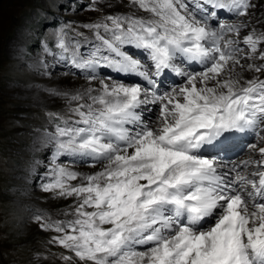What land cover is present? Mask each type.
I'll return each mask as SVG.
<instances>
[{"label": "snow or ice", "instance_id": "snow-or-ice-1", "mask_svg": "<svg viewBox=\"0 0 264 264\" xmlns=\"http://www.w3.org/2000/svg\"><path fill=\"white\" fill-rule=\"evenodd\" d=\"M28 39L20 60L56 85L37 90L29 178L65 202L32 211L49 251L29 264L52 247L61 264H264V0H49Z\"/></svg>", "mask_w": 264, "mask_h": 264}, {"label": "rangeland", "instance_id": "rangeland-1", "mask_svg": "<svg viewBox=\"0 0 264 264\" xmlns=\"http://www.w3.org/2000/svg\"><path fill=\"white\" fill-rule=\"evenodd\" d=\"M48 7L49 0H0V264H29L34 250L47 256L49 234L38 230L32 211L41 208L55 215L65 203L46 200L29 178L35 129L44 123L45 114V103L38 102L44 95L32 90L56 85L45 83L48 77L35 76L18 55L19 45L31 44L33 19ZM95 15L86 10L79 15L64 13L78 21ZM51 79L76 83L59 72ZM61 251L51 248L49 264H61L57 258Z\"/></svg>", "mask_w": 264, "mask_h": 264}, {"label": "bare ground", "instance_id": "bare-ground-1", "mask_svg": "<svg viewBox=\"0 0 264 264\" xmlns=\"http://www.w3.org/2000/svg\"><path fill=\"white\" fill-rule=\"evenodd\" d=\"M38 89H41V88H40L39 86H36V87L32 90V93L37 95V94L39 93V92L37 91ZM37 101H38V100H37ZM41 101H43L44 103H46L45 98H40L38 102L40 103ZM41 103H42V102H41Z\"/></svg>", "mask_w": 264, "mask_h": 264}]
</instances>
